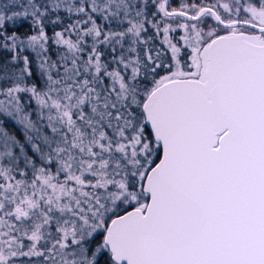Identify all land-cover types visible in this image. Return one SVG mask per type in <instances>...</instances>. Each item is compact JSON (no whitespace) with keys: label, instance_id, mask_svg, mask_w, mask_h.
Instances as JSON below:
<instances>
[{"label":"snow or ice","instance_id":"snow-or-ice-1","mask_svg":"<svg viewBox=\"0 0 264 264\" xmlns=\"http://www.w3.org/2000/svg\"><path fill=\"white\" fill-rule=\"evenodd\" d=\"M0 264H264V0H0Z\"/></svg>","mask_w":264,"mask_h":264}]
</instances>
